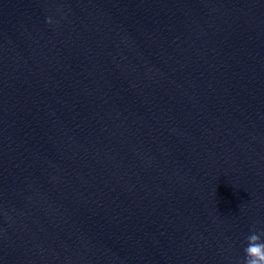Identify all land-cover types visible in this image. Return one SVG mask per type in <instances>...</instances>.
Returning <instances> with one entry per match:
<instances>
[{
	"label": "water",
	"instance_id": "water-1",
	"mask_svg": "<svg viewBox=\"0 0 264 264\" xmlns=\"http://www.w3.org/2000/svg\"><path fill=\"white\" fill-rule=\"evenodd\" d=\"M0 171L172 264H241L264 0H0Z\"/></svg>",
	"mask_w": 264,
	"mask_h": 264
},
{
	"label": "clouds",
	"instance_id": "clouds-1",
	"mask_svg": "<svg viewBox=\"0 0 264 264\" xmlns=\"http://www.w3.org/2000/svg\"><path fill=\"white\" fill-rule=\"evenodd\" d=\"M245 240L241 264H264V229L250 230Z\"/></svg>",
	"mask_w": 264,
	"mask_h": 264
}]
</instances>
